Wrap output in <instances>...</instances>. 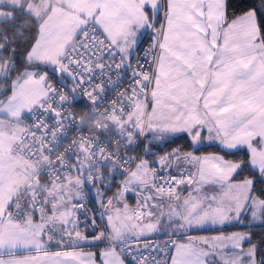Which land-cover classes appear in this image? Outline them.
Segmentation results:
<instances>
[{"label":"crops","instance_id":"crops-1","mask_svg":"<svg viewBox=\"0 0 264 264\" xmlns=\"http://www.w3.org/2000/svg\"><path fill=\"white\" fill-rule=\"evenodd\" d=\"M34 1L38 0H20L19 5L14 3L13 6H23L32 15L42 18L43 11V14H38L32 11L33 7H29ZM48 1L42 0L46 4ZM59 1L56 0L57 4ZM95 2L100 7L97 6L93 21L124 56L133 53L143 33L160 11L157 7L153 9L154 0H136V4H142L146 10L138 14L133 13L138 8L130 0ZM164 5L165 21L154 90L144 121L145 131L157 133L147 128L151 107L157 113L172 114L175 116V126L170 128L173 132L167 135L185 132L196 144L216 143L226 150L246 148L250 165L253 157L262 164L259 165L260 169L256 165L251 166L259 171L264 180V45L260 41L255 14L247 11L225 21V0H166ZM102 7L108 10L106 14H103L105 10L101 12ZM125 12V28L112 26L111 21H114L115 16L123 17ZM82 27L83 24L73 32L61 57ZM141 112L140 108L139 118ZM141 125L139 121L137 126ZM11 134L15 137V146L16 136ZM249 147L257 149L252 153ZM184 157L188 159L189 156H181ZM220 163L223 165V162ZM26 166L32 170L25 175L22 184L20 179L16 183L17 186L21 184L19 189L28 182L34 170L33 166ZM237 169L221 171L207 178L216 180L214 182L199 181L200 176L190 172L188 180H192L179 185L177 193L185 191L177 197H165L171 204L165 205L169 202L164 200L157 203L153 201L152 204L149 202L151 209L159 210L161 205L167 208L177 206L184 208L186 213V221L180 218L176 220L171 213H166L168 223L159 233L178 235L194 228L222 227L233 222L245 226L263 224V201L252 195L251 179L232 178ZM67 185L72 189L63 188ZM67 185L61 186L60 190L51 191L50 187L46 191L47 196L64 192V198L50 201L48 212L51 218L66 219L69 215L63 205L68 200L72 203L75 186ZM19 189L16 187L14 193L0 206V264H51L53 255L72 248H82L53 249L42 236V226L35 218L28 217L18 222L7 215V207ZM125 192H121L120 196L126 202ZM159 197L163 199V196ZM172 199L177 200L175 205ZM146 211L148 213L150 210ZM105 222L116 237L135 235L132 230H122L120 226L121 230L117 231L107 220L106 213ZM187 234L185 238L174 239L168 264H179L177 259L186 256L182 251L184 246L190 247L191 260L195 262L198 258L200 264H257L255 246L248 242L250 233L247 229ZM186 261L190 262L189 257Z\"/></svg>","mask_w":264,"mask_h":264},{"label":"built area","instance_id":"built-area-1","mask_svg":"<svg viewBox=\"0 0 264 264\" xmlns=\"http://www.w3.org/2000/svg\"><path fill=\"white\" fill-rule=\"evenodd\" d=\"M165 13L164 5L130 56L86 20L49 76L44 100L11 126L15 151L34 170L6 214L18 222L35 218L52 248L104 241L127 264H168L172 240L116 237L105 222L107 207L118 188L126 190L124 181L140 159ZM186 180L183 173H159L147 185L169 194ZM67 184L75 186L71 211L66 219L51 218L50 201L64 192L46 191Z\"/></svg>","mask_w":264,"mask_h":264},{"label":"rangeland","instance_id":"rangeland-1","mask_svg":"<svg viewBox=\"0 0 264 264\" xmlns=\"http://www.w3.org/2000/svg\"><path fill=\"white\" fill-rule=\"evenodd\" d=\"M95 1L97 0H67V2L60 0L59 4H57L56 0H50L46 4L42 0H38L29 4L30 8L33 7L32 11L44 14L41 18L42 21L36 38L37 41L34 42L36 45L34 46L33 44L25 56L27 66L11 80L10 92L6 96H0V206L12 195L11 193H14L13 191L16 187L19 189L25 175L32 170L31 167H27L24 164L20 156L14 151L13 144L15 137L9 132V129L14 121L19 120L44 100L47 88L50 86V83L48 84L47 82L50 76L49 69L58 70V61L63 48L73 32L77 27L82 24L84 25L86 20H93L97 6L100 7V4ZM130 1L132 4H136V0ZM165 2L166 0H154L153 9L157 7L158 10H161ZM14 3L19 5L20 0H0L1 5L13 6ZM136 5L138 9L133 10L134 14H138L139 11L146 12L142 4ZM101 12L106 14L108 10L102 7ZM4 16H6V13L0 9V17ZM111 25H117L121 29L125 28L126 12L123 17L115 16L114 21H111ZM6 86L4 81H0V94L4 92ZM149 112L147 121V128L149 130L162 134H171L173 132L170 128L175 126L173 121L175 116L173 117L172 114L171 116L170 114L169 116L167 114L163 115L160 111L157 113L154 111V107H151ZM255 149L257 147L248 148L252 153L255 152ZM188 156V159H181L179 156H175L174 153L171 157L166 154L160 156L157 161L159 167H162L163 161H166V165L174 168L186 166L188 171H191L193 175L200 176L199 181L207 182L216 181L207 179L212 175H218L221 171H233L236 167L238 168L237 163L226 161L217 154L190 153ZM220 162H223L225 167ZM251 163L256 165L258 169H260L259 165H262L260 162H256L254 157L251 158ZM22 173L24 176L20 177L19 175ZM155 174L156 167L151 168L150 161L142 158L136 164L131 175L125 179L126 192L124 195L130 192L140 198L134 205L122 200L120 196L121 190L120 188L117 189L115 199L106 209V218L110 220L111 226L117 231L128 228L133 231L132 234L138 236L154 235L163 230L162 228L168 223L169 219L166 213H171L173 218L176 217V220L180 218L182 221H186L184 208L177 206L167 208L161 205L159 210H155L153 207L151 209L150 203L152 204L153 201L156 203L158 201L163 202V200L169 202L164 197L163 199L162 197H157L146 189L145 183ZM19 179L21 180V184L17 186L16 183H18ZM61 188V186H53L50 190H60ZM63 188L72 189L70 185ZM141 194L148 195L149 199L143 200ZM173 201L175 205L177 200ZM168 204L171 203L169 202L165 205ZM71 206L70 200L66 201L65 205H63L65 212L68 214L71 211ZM146 209L150 211L147 213ZM99 248V251L97 250L98 253L95 249L72 248L64 253L53 255L51 257V264H127L111 245L104 244ZM182 251L185 252L186 256L177 259L179 264H200L198 258L195 259V262L191 260L193 256L192 252H190V247L184 246ZM187 257H189L190 262L186 261Z\"/></svg>","mask_w":264,"mask_h":264},{"label":"trees","instance_id":"trees-1","mask_svg":"<svg viewBox=\"0 0 264 264\" xmlns=\"http://www.w3.org/2000/svg\"><path fill=\"white\" fill-rule=\"evenodd\" d=\"M6 16L0 17V81H4L7 85L4 92L0 96H6L11 90V80L21 73L27 66L25 56L30 48L36 41L41 18H38L28 11L23 6H11L1 5ZM247 11H252L255 14L260 41L264 45V0H225V21H229ZM50 76L56 74L55 69L50 70ZM60 78V75H58ZM187 155V154H217L226 161H230L238 164V169L233 175L234 180L251 179L252 180V195L261 199L264 204V180L260 176L257 169L250 165L249 153L246 148H236L233 150H226L216 143H204L196 144L192 140L188 133H179L175 135H167L162 133H150L144 134V139L141 146L140 159L145 158L150 161V167H156V174H186L187 180L181 184L189 183L191 178L188 180V171L186 166L174 168L168 166L165 163L162 167H159L157 159L160 156L168 154L171 157ZM185 158V157H184ZM181 158V159H184ZM139 159V160H140ZM154 176V175H153ZM154 176V177H155ZM152 177V178H154ZM190 177V176H189ZM151 178V179H152ZM147 180L145 186L146 189L157 196L169 197L175 195L176 197L181 195L178 194L179 185L174 193L163 194L157 193L149 188L147 183L151 180ZM143 200L149 199L148 195L141 194ZM126 202L134 205L140 200V198L127 192L124 195ZM137 201V202H136ZM262 216L264 217V205L262 208ZM109 228V227H108ZM247 229L250 233L249 243L254 244L255 254L257 258V264H264V223L258 225L245 226L238 222L229 223L222 227L213 228H194L190 229L186 233L174 235L169 233L158 232L151 236H138L131 235L128 238H150V237H162L163 239L172 240L171 250L174 244V239L185 238L187 233H199V232H217V231H233L237 229ZM109 230V229H108ZM110 231V230H109ZM111 232V231H110ZM112 233V232H111ZM107 244L104 241L82 245V248L95 249L101 245ZM76 247V246H75ZM52 248V247H51ZM68 248V247H67ZM72 248V247H69ZM53 249H66V248H53ZM170 255V254H169ZM169 260V259H168Z\"/></svg>","mask_w":264,"mask_h":264},{"label":"water","instance_id":"water-1","mask_svg":"<svg viewBox=\"0 0 264 264\" xmlns=\"http://www.w3.org/2000/svg\"><path fill=\"white\" fill-rule=\"evenodd\" d=\"M76 97V96H75Z\"/></svg>","mask_w":264,"mask_h":264}]
</instances>
